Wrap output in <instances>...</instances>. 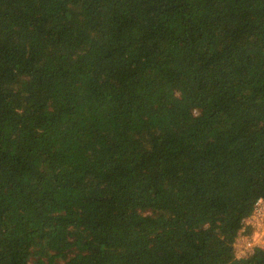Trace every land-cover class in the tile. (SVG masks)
I'll use <instances>...</instances> for the list:
<instances>
[{"label":"trees","instance_id":"1","mask_svg":"<svg viewBox=\"0 0 264 264\" xmlns=\"http://www.w3.org/2000/svg\"><path fill=\"white\" fill-rule=\"evenodd\" d=\"M264 0H0V264H264Z\"/></svg>","mask_w":264,"mask_h":264},{"label":"built area","instance_id":"2","mask_svg":"<svg viewBox=\"0 0 264 264\" xmlns=\"http://www.w3.org/2000/svg\"><path fill=\"white\" fill-rule=\"evenodd\" d=\"M251 224V237L243 234L236 241L238 256H246L249 252L260 247L264 248V200L259 199L254 211L246 219Z\"/></svg>","mask_w":264,"mask_h":264}]
</instances>
